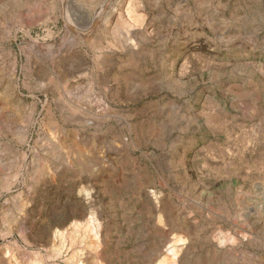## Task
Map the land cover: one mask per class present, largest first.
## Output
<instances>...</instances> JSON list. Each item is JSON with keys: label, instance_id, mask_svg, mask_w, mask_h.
Here are the masks:
<instances>
[{"label": "rangeland", "instance_id": "obj_1", "mask_svg": "<svg viewBox=\"0 0 264 264\" xmlns=\"http://www.w3.org/2000/svg\"><path fill=\"white\" fill-rule=\"evenodd\" d=\"M174 262L264 264V0H0V264Z\"/></svg>", "mask_w": 264, "mask_h": 264}, {"label": "bare ground", "instance_id": "obj_2", "mask_svg": "<svg viewBox=\"0 0 264 264\" xmlns=\"http://www.w3.org/2000/svg\"><path fill=\"white\" fill-rule=\"evenodd\" d=\"M182 240H183V238L179 237L175 241H182ZM168 250L172 253L174 258H176L178 256V250L174 245H173V247L168 248ZM174 264H176V262H174Z\"/></svg>", "mask_w": 264, "mask_h": 264}]
</instances>
